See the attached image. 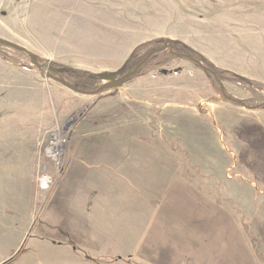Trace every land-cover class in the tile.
I'll use <instances>...</instances> for the list:
<instances>
[{"label":"rangeland","instance_id":"1","mask_svg":"<svg viewBox=\"0 0 264 264\" xmlns=\"http://www.w3.org/2000/svg\"><path fill=\"white\" fill-rule=\"evenodd\" d=\"M230 1L121 0V11L103 19L120 34L110 47L118 59H74L38 35L32 12L41 1L0 0V38L26 49L0 43V264H69L53 253L64 249L66 227L49 210L65 160L77 150L74 140L93 132L121 153L173 157L178 175L209 203L210 233L186 264H264V33L234 32ZM246 1L264 15V0ZM168 39L207 69L173 44L175 53L153 54L124 83L94 94L45 72L48 62L68 67L62 78L92 91L104 82L100 74L131 70ZM54 134L66 136L56 160L46 152ZM43 171L52 178L46 190L38 186ZM113 261L149 264L139 257Z\"/></svg>","mask_w":264,"mask_h":264},{"label":"crops","instance_id":"2","mask_svg":"<svg viewBox=\"0 0 264 264\" xmlns=\"http://www.w3.org/2000/svg\"><path fill=\"white\" fill-rule=\"evenodd\" d=\"M37 1L32 12L37 33L55 41L59 55L118 59L110 47L120 34L103 19L121 11V0ZM229 8L237 13L230 21L238 28L234 32L264 33V15L251 11L248 1L231 0ZM93 134L74 140L77 150L65 160L64 178L53 193L49 215L66 227L64 249L55 247L53 253L65 254L69 264H113V259L129 257L186 264L195 243L210 233L209 203L201 202L197 187L178 175L173 157L121 153L119 145L99 144Z\"/></svg>","mask_w":264,"mask_h":264},{"label":"water","instance_id":"3","mask_svg":"<svg viewBox=\"0 0 264 264\" xmlns=\"http://www.w3.org/2000/svg\"><path fill=\"white\" fill-rule=\"evenodd\" d=\"M0 43L5 44V45H9V46H12V47H15L18 49H23L24 51H26V49L20 48L16 44L11 43L9 41H6L2 38H0ZM173 44H174V41L172 39L165 40L163 42V45H161L160 47H158L154 50L149 51L145 55V57H143L131 70H129L127 72L112 71V72H104V73L100 74V77L104 82L101 83V85H99V87H97L95 90H92V91L79 88L78 86L74 85L73 83L63 79L60 75H53V73L61 74V73L68 72L69 71L68 67L52 65L50 62H48L46 64L47 68H46L45 72L47 75L49 74L53 79L62 83L66 87L72 89L73 91H76L79 93H85V94H94V93L101 92L105 88H114V87H117V86L121 85L122 83H124L127 79L134 76L139 71V69L143 66V64H145V62L153 54L160 52L166 48H169L171 53H175V52H173ZM180 55H182L184 57H189L188 55H185V54H180ZM31 58L33 59L36 67L39 69H42L43 65L41 63H38L33 57H31ZM189 59L196 62L202 69H207L199 60L194 59V58H190V57H189ZM94 77L95 76H89V78H94Z\"/></svg>","mask_w":264,"mask_h":264},{"label":"built area","instance_id":"4","mask_svg":"<svg viewBox=\"0 0 264 264\" xmlns=\"http://www.w3.org/2000/svg\"><path fill=\"white\" fill-rule=\"evenodd\" d=\"M66 142V136L64 135H51L50 140L46 146V152L47 155L56 160L58 157H60V152L62 151V147ZM56 163L59 165V162L56 161ZM52 184V178L50 173H47L46 171H43L40 173L38 177V186L42 190L48 189Z\"/></svg>","mask_w":264,"mask_h":264},{"label":"trees","instance_id":"5","mask_svg":"<svg viewBox=\"0 0 264 264\" xmlns=\"http://www.w3.org/2000/svg\"><path fill=\"white\" fill-rule=\"evenodd\" d=\"M176 44V51H180V53H184V54H187L190 58H194V59H197V60H199L198 58H195V57H193V56H195L194 55V52L191 50V49H189L188 47H186V46H184V45H182L181 43H179V42H174V45ZM132 55H133V53H132ZM131 55V56H132ZM188 57V58H189ZM130 59H131V57L129 58V59H127V61L125 62L126 64H128L129 63V61H130ZM125 65H123V67L120 69V72H125V71H127V69L125 70ZM132 68V67H131ZM130 68V69H131ZM235 102H238V103H242L241 101H237V100H235ZM261 105H264V103H262Z\"/></svg>","mask_w":264,"mask_h":264},{"label":"flooded vegetation","instance_id":"6","mask_svg":"<svg viewBox=\"0 0 264 264\" xmlns=\"http://www.w3.org/2000/svg\"><path fill=\"white\" fill-rule=\"evenodd\" d=\"M69 72V71H68ZM67 73V72H66ZM56 74V73H55ZM63 74H65V73H61V74H56V75H60L61 77H63Z\"/></svg>","mask_w":264,"mask_h":264}]
</instances>
